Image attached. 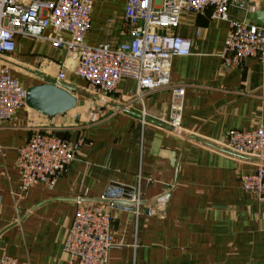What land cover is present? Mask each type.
I'll return each mask as SVG.
<instances>
[{"label":"crops","instance_id":"0c3cea01","mask_svg":"<svg viewBox=\"0 0 264 264\" xmlns=\"http://www.w3.org/2000/svg\"><path fill=\"white\" fill-rule=\"evenodd\" d=\"M92 1L85 42L113 48L127 40L125 0ZM231 13L249 17L241 7ZM208 14L184 12L177 26L162 30L192 40L190 55L170 61L171 84L182 85L184 94L175 96L172 87L136 92L135 81L122 80L110 95L114 111L77 126L72 136L84 143L52 189L39 183L21 191L16 165L17 149L52 117L22 107L0 124V258L76 264L63 244L81 198L112 216L115 244L108 264H264V200L239 182L254 165L223 147L230 130L264 126V64L249 58L225 66L228 24ZM6 60L24 88L63 71L61 82L78 90V100L89 95L72 72V60L47 40L18 36ZM174 110L177 128L169 123ZM110 185L139 203L123 208L103 201ZM147 207L154 213L145 214Z\"/></svg>","mask_w":264,"mask_h":264},{"label":"built area","instance_id":"2783aa9c","mask_svg":"<svg viewBox=\"0 0 264 264\" xmlns=\"http://www.w3.org/2000/svg\"><path fill=\"white\" fill-rule=\"evenodd\" d=\"M263 0H125L124 33L128 39L115 47L105 43L90 46L85 35L90 30L92 0H0V124L10 121L25 105L26 88L13 77L7 56L15 49L18 36L47 40L72 60V72L82 79L85 91L103 102L124 79L136 83V92L172 87L175 96L184 94L182 85L171 84L170 61L173 56L190 55L192 40L162 30L175 27L182 13L206 15L227 22L221 58L225 66H241L255 58L264 64V25L250 18L238 19L231 9L241 7L249 16L259 10ZM50 29L49 35L44 31ZM198 33V30L196 31ZM65 77L58 72L54 81ZM178 109V108H177ZM180 115L174 110L170 126L177 128ZM64 131V136L56 135ZM57 126H37L25 144L17 149L16 165L19 189L24 191L36 184L52 189L76 159L81 138ZM254 165V170L240 175L241 188L256 199L264 200V126L248 131L230 130L223 146ZM1 151V149H0ZM120 199L134 204L139 198L128 194ZM154 213L147 207L145 214ZM112 216L107 209L76 199L63 250L76 264H108L114 246L111 233ZM0 264H18L9 256Z\"/></svg>","mask_w":264,"mask_h":264},{"label":"water","instance_id":"95a60500","mask_svg":"<svg viewBox=\"0 0 264 264\" xmlns=\"http://www.w3.org/2000/svg\"><path fill=\"white\" fill-rule=\"evenodd\" d=\"M251 22L264 25V5L259 10L249 15ZM78 92L75 88L53 79H47L45 83L37 84L26 88L25 105L26 107L38 112L46 117H53L64 114L74 109L78 103V98L74 94ZM83 95L87 93L80 92ZM79 116H75L77 123ZM56 135L63 137L64 133L57 131ZM121 189L110 185L106 188L102 197L103 201L111 203L114 207L130 208L131 202L120 199Z\"/></svg>","mask_w":264,"mask_h":264},{"label":"rangeland","instance_id":"374dc122","mask_svg":"<svg viewBox=\"0 0 264 264\" xmlns=\"http://www.w3.org/2000/svg\"><path fill=\"white\" fill-rule=\"evenodd\" d=\"M262 3H264V0ZM112 111L114 110L112 107H109V101H99L88 95L79 99L73 111L46 119L45 123H48L51 127L57 126L67 132H73L78 130L77 126L83 127L97 122L105 118ZM77 114L79 116L80 124L74 123V118Z\"/></svg>","mask_w":264,"mask_h":264},{"label":"bare ground","instance_id":"6f19581e","mask_svg":"<svg viewBox=\"0 0 264 264\" xmlns=\"http://www.w3.org/2000/svg\"><path fill=\"white\" fill-rule=\"evenodd\" d=\"M75 109V108H74ZM74 109H72V110H70V111H68V112H71V111H73Z\"/></svg>","mask_w":264,"mask_h":264}]
</instances>
